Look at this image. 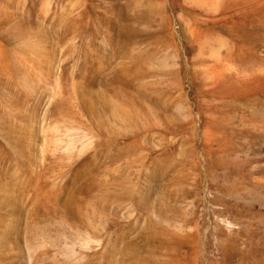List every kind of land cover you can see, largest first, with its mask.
Returning <instances> with one entry per match:
<instances>
[{
	"label": "rangeland",
	"instance_id": "1",
	"mask_svg": "<svg viewBox=\"0 0 264 264\" xmlns=\"http://www.w3.org/2000/svg\"><path fill=\"white\" fill-rule=\"evenodd\" d=\"M0 264H264V0H0Z\"/></svg>",
	"mask_w": 264,
	"mask_h": 264
}]
</instances>
